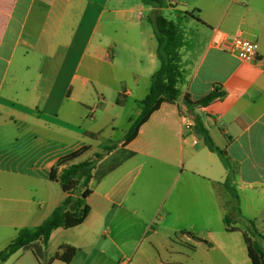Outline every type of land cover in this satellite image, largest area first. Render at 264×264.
Masks as SVG:
<instances>
[{"label":"crops","instance_id":"1","mask_svg":"<svg viewBox=\"0 0 264 264\" xmlns=\"http://www.w3.org/2000/svg\"><path fill=\"white\" fill-rule=\"evenodd\" d=\"M197 1L127 6V0H0V163H33L48 157L43 167L49 175L60 157L79 149L59 152L58 146L71 143L78 108L92 94L97 75L115 79L118 68L132 89L150 84L158 68L157 43L146 18L152 11L174 12L173 23L183 40L180 96L162 103L149 117L125 147L133 155L98 185L104 184L107 202L121 204L131 159L139 154L148 157V150L160 146L163 157L179 153L182 167L205 182L204 212L214 211L224 232L241 238L232 243L211 236L207 242L211 247V241L221 243L220 255L234 259L239 252L247 256L240 219L248 226L251 221L264 236V0ZM117 22L123 26L117 27ZM236 33L257 44L254 60L243 61L230 52ZM118 51L124 54L121 62ZM216 85L225 92L223 98L202 107L182 102V96L193 102ZM132 89L123 95L130 96ZM45 117L53 118L48 123ZM194 117L205 135L195 129ZM208 143L222 152L226 165ZM5 147L19 151L4 153ZM224 216L235 230H226ZM202 217L208 223L212 220L210 215ZM60 229L53 230L49 240ZM62 244L76 249L74 244ZM75 255L69 263H50L72 264Z\"/></svg>","mask_w":264,"mask_h":264},{"label":"rangeland","instance_id":"2","mask_svg":"<svg viewBox=\"0 0 264 264\" xmlns=\"http://www.w3.org/2000/svg\"><path fill=\"white\" fill-rule=\"evenodd\" d=\"M182 1L190 5L199 2ZM135 4L143 2L126 3ZM160 13L171 22L175 20L174 12ZM116 26L122 27L123 23L117 22ZM123 58L124 54L118 51L117 60L121 62ZM140 59L145 60V56ZM124 78L118 68L115 79L101 72L97 75L92 94L78 108L71 143L68 147L58 146L59 152L90 146L76 162L94 159L95 153H100L101 160L93 170L95 177L124 154L121 141L140 113V101L148 91L149 82L132 89ZM131 89L130 96L123 95ZM45 118L49 123L53 117ZM105 146L110 148L104 149ZM162 150L161 146L150 149L148 157L139 154L128 162L124 179L129 187L121 204L107 202L103 197L104 184L92 180V193L86 200L88 217L74 228L55 232L48 240L44 260L37 263L30 250L19 249L0 264H51L49 259L62 243L74 244L77 249L72 264H249L243 252L234 259L223 258L219 249L222 244L211 241V247L207 242L211 236L228 238L232 243L241 238L237 233L224 232L222 224L215 221L214 211L204 212L205 182L193 176L186 165L182 167L179 153L175 158L163 157L159 155ZM3 151L18 152L19 148L5 147ZM46 158L33 163H0V251L19 229L39 225L63 199L59 183L50 181L43 167ZM202 214L210 215L211 222H206ZM239 223L249 235L250 227L242 219ZM261 245L264 248V241Z\"/></svg>","mask_w":264,"mask_h":264},{"label":"trees","instance_id":"3","mask_svg":"<svg viewBox=\"0 0 264 264\" xmlns=\"http://www.w3.org/2000/svg\"><path fill=\"white\" fill-rule=\"evenodd\" d=\"M141 1L146 6H161L162 4V0ZM146 21L151 25L157 43L158 68L152 73L147 94L140 101V113L131 123L121 141V149L124 150V154L102 170L97 177L94 176L93 170H95L97 162L101 160L100 153H95L94 159L72 163L89 149L88 146H82L60 157L51 167L48 178L50 181L59 183L64 194L62 201L53 208L51 213L39 225L19 229L15 238L0 251V263L19 249L30 250L38 262L44 260L46 258V246L53 230L57 228H74L82 224L88 217L90 208L86 203V199L91 194L90 181L94 179L96 181L101 180L123 161L130 158L133 152L126 150L125 147L135 139L140 127L159 109L162 103H173L178 100L180 96L178 84L182 78L181 56L179 53V49L183 46L182 36L176 25L157 11L150 12ZM224 95L225 92L216 85L206 96L191 102L184 95L182 96V102L187 106L202 107L216 99L223 98ZM194 121L195 129L205 135V130L201 127L197 117H194ZM109 148V146L104 147V149ZM208 148L215 152L226 165L220 150L210 143H208ZM60 167L61 169L58 171ZM234 198L236 197L234 196ZM223 221L227 231L235 230L233 227H228L229 223L226 216H224ZM249 227L250 234L243 232L242 238L246 245L250 264H264V248L261 246L264 236L255 229L251 221H249ZM75 253L76 249L74 247L61 244L58 251L49 259V262L60 260L69 263Z\"/></svg>","mask_w":264,"mask_h":264},{"label":"built area","instance_id":"4","mask_svg":"<svg viewBox=\"0 0 264 264\" xmlns=\"http://www.w3.org/2000/svg\"><path fill=\"white\" fill-rule=\"evenodd\" d=\"M226 40L225 36L220 39L221 43ZM257 44L244 38L240 33H236L231 37L230 52L243 61H252L257 54ZM188 126V125H187Z\"/></svg>","mask_w":264,"mask_h":264}]
</instances>
